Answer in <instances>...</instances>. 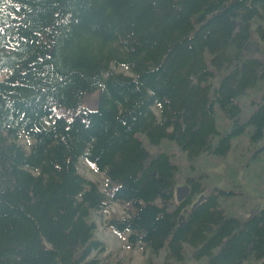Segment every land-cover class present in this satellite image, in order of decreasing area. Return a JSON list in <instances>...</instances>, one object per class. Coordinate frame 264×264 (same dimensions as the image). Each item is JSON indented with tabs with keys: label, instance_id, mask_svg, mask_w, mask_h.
I'll use <instances>...</instances> for the list:
<instances>
[{
	"label": "trees",
	"instance_id": "1",
	"mask_svg": "<svg viewBox=\"0 0 264 264\" xmlns=\"http://www.w3.org/2000/svg\"><path fill=\"white\" fill-rule=\"evenodd\" d=\"M262 94L264 0H0V264H264Z\"/></svg>",
	"mask_w": 264,
	"mask_h": 264
},
{
	"label": "rangeland",
	"instance_id": "2",
	"mask_svg": "<svg viewBox=\"0 0 264 264\" xmlns=\"http://www.w3.org/2000/svg\"><path fill=\"white\" fill-rule=\"evenodd\" d=\"M2 76V75H1ZM100 91L96 90L92 95L86 97L84 107L87 109H94L96 106L93 103L99 95ZM264 96V94H262ZM57 114H65L63 108H56ZM28 143L24 135L19 138V146L26 152H28ZM78 170L83 174L88 181H98L100 190L104 187L102 175L96 173L90 168L84 161H79ZM183 194H186L184 188H181ZM106 213L104 216L95 217L97 230V238L104 242L106 245V251L98 255L99 264H142L145 259L146 251L141 244H135L129 246L126 243L125 235L115 234L105 228L104 222L111 216H118L121 214L120 209L114 203L108 202L106 206Z\"/></svg>",
	"mask_w": 264,
	"mask_h": 264
},
{
	"label": "bare ground",
	"instance_id": "3",
	"mask_svg": "<svg viewBox=\"0 0 264 264\" xmlns=\"http://www.w3.org/2000/svg\"><path fill=\"white\" fill-rule=\"evenodd\" d=\"M92 92H93V91H92ZM86 95H87V94H86ZM83 97H84V96H83ZM85 97H86V96H85ZM85 97H84V98H85ZM98 102H99V101H98ZM82 107H83V106H82ZM90 164H91V163H90ZM96 184H97V183H96ZM105 190H106V189H105ZM106 203H107V202H106ZM104 213H105V212H104ZM123 215H124V214H123ZM117 217H118V216H117ZM114 218H115V217H114ZM106 227H107V226H106ZM121 235H122V234H121Z\"/></svg>",
	"mask_w": 264,
	"mask_h": 264
}]
</instances>
